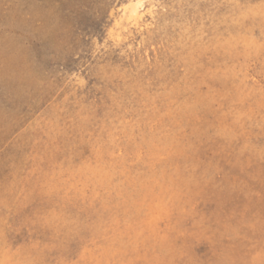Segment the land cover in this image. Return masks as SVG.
I'll return each mask as SVG.
<instances>
[{"label":"clouds","instance_id":"clouds-1","mask_svg":"<svg viewBox=\"0 0 264 264\" xmlns=\"http://www.w3.org/2000/svg\"><path fill=\"white\" fill-rule=\"evenodd\" d=\"M0 264H264V0H0Z\"/></svg>","mask_w":264,"mask_h":264}]
</instances>
